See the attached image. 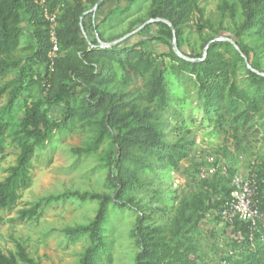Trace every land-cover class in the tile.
Instances as JSON below:
<instances>
[{
    "label": "trees",
    "instance_id": "obj_1",
    "mask_svg": "<svg viewBox=\"0 0 264 264\" xmlns=\"http://www.w3.org/2000/svg\"><path fill=\"white\" fill-rule=\"evenodd\" d=\"M99 1L92 0L93 5ZM125 1L129 6L121 10V14L129 12L137 0ZM106 2H101L89 15L84 0H0V83L16 71L14 79L0 85V96L9 92L11 113L25 111L20 124L19 163L4 181H0V210L16 205L20 190L30 185V160L34 150L46 140L48 131L60 128L61 122L68 124L75 116L85 121L99 118V137L109 134L113 144L109 180L115 193H71L84 201L100 202L91 223L66 228L72 238L80 234L89 238L90 245L80 264H99L101 254L106 252L104 226L111 202L138 213L132 232L138 246L135 264H210L201 243L202 225L213 210L221 217L235 170L229 169L226 174L218 171L200 178L201 167L196 166L191 172L192 180L180 195L177 190L163 193L152 187L155 179H170L172 172L181 169L192 145L186 136L173 142L165 139L164 116L174 103L169 75L190 74L205 120L216 118L220 125L229 122L238 146L240 129L253 121L264 106V75L247 63L252 48L261 49L264 54V0H242L243 21L227 40H214L206 54L200 57L185 52L181 43L182 28L192 9L189 0H154L158 4L152 14L157 20L154 24L165 30L150 34L148 29L152 24H146L139 32L146 37L133 44H125V39L113 47L102 46V42L112 40L104 37L101 26L119 12V6L99 17L97 14ZM45 8L57 16L60 51L53 69L49 58L53 48L51 22L44 14ZM25 36L30 54L24 59H12ZM245 38L263 41L254 46L246 44ZM153 39H176L185 57L178 55L170 43L171 59L169 65L164 66L145 48ZM243 68L247 83L242 87L239 71ZM136 77L144 80L143 95L128 99L127 94L103 89L117 82L129 85ZM38 83L44 95L65 103L63 121L50 119L40 101L30 102L32 87ZM81 91L85 95L77 106ZM139 99L148 104L142 107ZM184 109V100L179 99L172 116L182 120ZM180 123L183 127L186 125V121ZM7 129L8 124L0 125V152L4 151ZM254 171L259 178V200L264 211V177L256 169ZM145 191L154 194L148 201L138 200L139 192ZM64 197L67 195L60 196ZM37 212L38 205L21 210L20 217H33ZM2 221L0 213V223ZM227 227L230 241L215 264L222 260L230 264H264V224L260 232L253 233L252 239L246 222L237 220L232 227ZM0 264L42 263L31 258L25 247L19 245L17 254H6L0 249Z\"/></svg>",
    "mask_w": 264,
    "mask_h": 264
},
{
    "label": "rangeland",
    "instance_id": "obj_2",
    "mask_svg": "<svg viewBox=\"0 0 264 264\" xmlns=\"http://www.w3.org/2000/svg\"><path fill=\"white\" fill-rule=\"evenodd\" d=\"M84 1L87 14H92L96 5H93L92 0ZM189 3L192 9L182 28L181 43L185 52L196 57L205 55L207 46L214 40H227V36L244 18L242 0H189ZM117 6L119 12L101 26L106 39L115 41L125 37V44H133L146 37L139 33L146 24H152L148 29L150 34L165 30V27L154 24L157 20L152 18V14L158 8L154 0H137L131 10L124 14H121V10L129 6L125 0H107L97 15L102 17ZM243 41L258 46L263 40L245 38ZM174 42V39H153L147 42L145 48L167 67L171 59L170 43L174 48ZM27 44L28 37L25 36L12 59H24L28 56L30 50L26 49ZM247 63L250 68L264 75V54L261 49L252 48ZM40 71H43L42 68ZM15 76L16 71L9 73L0 85L11 81ZM246 76V70L241 69L239 81L242 87L247 83ZM169 80L174 103L164 116L165 139L173 142L186 136L192 141V145L189 157L181 163V169L172 172L170 179H155L152 187L163 193L177 190L180 195L193 178L191 172L196 166H206L208 156H215L228 170L247 172L252 168L264 177V106L253 121L240 129L238 135L241 140L237 146L229 122L220 125L216 118L212 121L205 120L197 88L190 74H170ZM103 89L127 94V98L132 99L143 95L145 87L144 80L136 77L129 85L117 82ZM84 95L81 91L77 106L81 105ZM9 98V92L0 96V125L8 124L4 151L0 152V181H4L13 168L17 167L22 151L19 133L25 111L21 109L11 113ZM179 99L184 100L185 106L180 121L172 116ZM31 101H40L50 119L59 122L65 119V103L53 101L48 95H44L39 83L32 87ZM138 101L142 107L148 104L144 99ZM181 121H186L184 127ZM100 133L99 118L85 121L77 116L68 124L61 122L60 128L48 131L46 140L32 154L28 171L30 185L20 190V199L16 205L0 210L3 216L0 223V249L4 253L17 254L19 245H22L31 258L42 264H80L90 245L89 238L86 234L72 238L67 234L66 228L91 223L96 217L100 202L84 201L71 196V193H115V187L109 180L113 144L109 134H103L100 138ZM153 194L152 191L139 192L137 199L148 201ZM61 195L67 197L60 198ZM36 205L38 212L35 216L25 219L20 217L21 210ZM137 215L132 208L112 202L109 204L104 226L107 250L101 254L99 264H135L138 246L132 232ZM200 236L207 261L215 264L227 250V243L230 241L229 229L217 210L208 213Z\"/></svg>",
    "mask_w": 264,
    "mask_h": 264
},
{
    "label": "built area",
    "instance_id": "obj_3",
    "mask_svg": "<svg viewBox=\"0 0 264 264\" xmlns=\"http://www.w3.org/2000/svg\"><path fill=\"white\" fill-rule=\"evenodd\" d=\"M44 14L51 22L53 48L49 53V58L51 69H53L60 51L56 33L57 16L55 13H50L47 8H45ZM206 163V166H202L200 169V178L212 176L218 171L224 174L228 172L226 165H223L215 156L206 157ZM231 186L230 196L221 211V219L230 227L237 220L248 223L251 230L250 239H252L253 233L260 232V227L264 224V211L261 209L259 200L258 175L252 168L247 172L237 170L231 178ZM219 264H230V262L222 260Z\"/></svg>",
    "mask_w": 264,
    "mask_h": 264
},
{
    "label": "water",
    "instance_id": "obj_4",
    "mask_svg": "<svg viewBox=\"0 0 264 264\" xmlns=\"http://www.w3.org/2000/svg\"><path fill=\"white\" fill-rule=\"evenodd\" d=\"M104 0H100L99 2H98V4L95 6V8L93 9V11H95L96 9H97V7H98V5L101 3V2H103ZM125 39V37H122V38H120V39H118V40H115V41H111V42H102V46H105V47H113L114 45H116L117 43H119V42H121V41H123ZM228 39V38H227ZM174 49L175 50H177L178 52V55H180L181 57H185L184 55H183V53L179 50V48H178V45H177V42H176V39H174ZM230 41H232L231 39H230ZM236 45V44H235ZM208 47H209V45L207 46V49H208ZM207 52V51H206ZM206 54V53H205Z\"/></svg>",
    "mask_w": 264,
    "mask_h": 264
}]
</instances>
